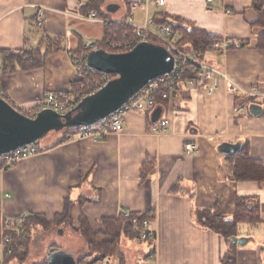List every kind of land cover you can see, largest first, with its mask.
Returning <instances> with one entry per match:
<instances>
[{"label": "crops", "instance_id": "obj_1", "mask_svg": "<svg viewBox=\"0 0 264 264\" xmlns=\"http://www.w3.org/2000/svg\"><path fill=\"white\" fill-rule=\"evenodd\" d=\"M253 2L165 0L163 6L132 12L137 22L148 11L238 43L223 53L208 52L205 58L243 87L260 85L262 95L251 102L243 95L228 94L223 84L207 95L203 87L179 83L170 99L158 98L150 112H129L121 134L108 135L100 142L78 136L63 142L57 136L45 137L40 153L0 173V217L37 215L51 221L68 205L69 231L67 227L45 231L41 224L32 226L28 240H14V253L3 264H42L53 253L47 252L57 246L67 251L69 237L75 244L81 242L76 230L82 217L100 230L104 218H118L122 209L149 214L157 236L155 264H225L229 252L235 255V264H264V186L252 180L237 181L232 172L233 156L240 153L264 164V46L258 45L259 31L251 25L258 18ZM38 5L46 7L42 27L36 26ZM79 11V0H0V50L58 49L48 54L42 67L11 71L4 69L0 52V88L8 101L25 110L35 107L48 91L73 92L79 79L70 52H79L86 40H104L106 28L101 22L77 18ZM103 11L102 17L110 20L127 18L131 12L128 0H106ZM253 103L260 106L259 115L240 116L233 111L239 104L250 107ZM162 119L170 120L166 132L151 133L152 125ZM187 142H196L199 152L187 155ZM224 143L240 148L226 155L219 151ZM240 198L259 204L261 222L241 223L238 237L250 241L231 248L221 234L200 225L196 214L216 209L232 219ZM121 244L118 257L124 261L105 258L94 264L144 262L146 244L130 238ZM75 251L67 252L75 257Z\"/></svg>", "mask_w": 264, "mask_h": 264}, {"label": "built area", "instance_id": "obj_2", "mask_svg": "<svg viewBox=\"0 0 264 264\" xmlns=\"http://www.w3.org/2000/svg\"><path fill=\"white\" fill-rule=\"evenodd\" d=\"M89 0H79V7L82 8ZM213 1V0H210ZM165 0H132L131 12L139 9H147L150 5L163 6ZM46 7L38 5L36 9V26L42 27L45 23ZM226 12L231 13L227 9ZM77 18L91 21L101 22L105 26L113 23H121L133 29V33H123L121 36H114L104 40L107 45H112L113 48H119L121 51H129L136 47L141 42H150L165 46L175 58L174 69L162 76L151 80L133 97H131L118 110L101 120L96 125L82 127L78 136L79 139L90 138L95 142H100L111 134H121L124 130L125 117L129 112H150L156 105L157 99H170L171 95L176 92L179 83H185L188 87L199 88L203 87L207 95L220 90L221 84L228 94L243 95L251 102L260 98L262 92L260 85H254L250 88L243 87L230 77L226 72L221 71L212 62L202 58L198 52H187L179 48L176 42L174 25L172 22L164 24H156V21L150 13L145 12L143 21L137 22L133 15L127 18L110 20L99 16L98 12L92 11L88 14L78 12ZM232 46H239L238 43L232 44L226 40L216 42L210 45L212 50H217L221 53ZM94 49H102L96 41L87 40L84 42L83 48L79 52H70L74 71L77 74L79 81H83L86 76H100L104 82L96 88L82 92V89L76 95L66 94L62 92L48 91L39 102L38 110L33 116L43 109L54 110L61 115H65L69 110L76 107L84 98L93 95L100 91L110 80L111 75L100 72L91 68L88 63V55ZM97 84V83H96ZM264 87V84H263ZM0 96L5 98V94L0 88ZM7 100V97L5 98ZM22 110L17 105H14ZM236 115H249L248 105H237L234 107ZM170 124L169 119H162L152 125L151 133L161 134L166 132ZM70 138V137H69ZM185 153L194 155L199 152V145L196 142H187L185 144ZM40 141L21 146L13 151L0 155V173L8 170L20 161L33 157L40 153ZM120 215L128 218L130 223L138 232V241L143 242L147 246L144 262L141 264H155L157 258V236L155 230L150 224V219H142L132 217V213L128 209H122ZM27 215L18 217H0V243L3 246V253L0 255V264L4 263L6 256H11L14 253V240L26 241L30 238V229L27 226ZM52 253L46 256L43 264H49V258Z\"/></svg>", "mask_w": 264, "mask_h": 264}, {"label": "trees", "instance_id": "obj_3", "mask_svg": "<svg viewBox=\"0 0 264 264\" xmlns=\"http://www.w3.org/2000/svg\"><path fill=\"white\" fill-rule=\"evenodd\" d=\"M106 0H89L83 7L82 13L88 14L92 11L98 12L99 16H103V7ZM131 0H128V6L130 9ZM253 8L257 11L258 18L252 22L251 25L254 30L258 32L259 46H264V0H254ZM155 21L159 24L166 22H172L174 25V31L176 35H181L178 41L180 49L187 52H198L202 58H205L206 54L211 51L210 45L216 42L222 41L216 38L214 35L209 34L203 29H198L195 26L186 23L181 19H171L165 15L155 14ZM133 33V29L127 25L121 23H113L105 28V40L114 36H121L123 33ZM84 45V43H83ZM82 45V46H83ZM103 49V48H102ZM53 49L51 51L42 52L40 48L34 50H27L23 52H12L0 50L4 56V69L6 71L14 70L19 67L21 70H28L32 68L42 67L48 54L57 51ZM112 77H115L112 75ZM77 84V83H76ZM7 96H5L6 98ZM8 100V99H7ZM10 102V101H9ZM11 103V102H10ZM13 104V103H12ZM14 105V104H13ZM23 112V111H22ZM79 128H64L60 130L61 137L58 142L67 140L70 136H76L80 133ZM236 162L233 165L232 172L233 178L239 180H252L258 182L264 186V164L258 161L250 159L245 154L234 155ZM252 198H240L237 203V209L232 219H227L219 213L216 209H204L197 212V221L203 227L210 229L214 232L221 234L228 245L231 248L237 247L236 243H232L231 239L238 237V228L241 223H249L251 225H257L260 220V207L259 204L254 202ZM132 217H138L142 219H150L149 214H137L132 213ZM63 219L60 223L66 222L70 224L68 205L63 214L58 215L54 220L47 221L46 219H40L39 216H30L27 219V226L31 229L32 226L42 225L43 227H51L59 223L58 220ZM86 241L92 251L99 254V258L91 259L86 264H94L97 261L104 259L108 255L120 254V245L122 239H138V232L135 227L130 223L128 218L120 215L118 218H104L103 228L100 230H94L84 217L81 218V226L76 230ZM230 248V249H231ZM60 250L59 248L53 252ZM223 262L225 264H235V255L229 252ZM77 264H81V259L77 261Z\"/></svg>", "mask_w": 264, "mask_h": 264}, {"label": "water", "instance_id": "obj_4", "mask_svg": "<svg viewBox=\"0 0 264 264\" xmlns=\"http://www.w3.org/2000/svg\"><path fill=\"white\" fill-rule=\"evenodd\" d=\"M87 60L91 68L115 77L65 115L43 109L35 116H28L0 96V155L41 141L51 132L58 133L67 127L96 125L123 106L151 80L171 72L175 66V58L165 46L150 42H141L124 52L94 49ZM260 110V106L254 103L249 107L250 114L254 116L259 115ZM238 146L224 143L219 151L232 155L240 148ZM249 241V237L231 239L232 243L241 247ZM49 264H77V261L72 252L57 250L51 254Z\"/></svg>", "mask_w": 264, "mask_h": 264}, {"label": "rangeland", "instance_id": "obj_5", "mask_svg": "<svg viewBox=\"0 0 264 264\" xmlns=\"http://www.w3.org/2000/svg\"><path fill=\"white\" fill-rule=\"evenodd\" d=\"M38 7V6H37ZM139 10H142V9H139ZM150 11H151V9H150ZM132 14V12H130L129 14H128V16L129 15H131ZM133 15V14H132ZM127 16V17H128ZM144 16H145V14H144ZM151 16H153L154 17V19H155V15H151ZM134 17V16H133ZM135 18V17H134ZM135 21H136V19H135ZM157 24V23H156ZM158 25V24H157ZM181 38V35L179 34L178 36H176V42H177V44H178V41H179V39ZM105 40V39H104ZM104 40H93V41H96L97 42V44L101 47V48H103V49H105V50H107V51H109V52H124L123 50L121 51L119 48H113L112 47V45H107L108 43L107 42H105ZM87 41V40H86ZM83 47V46H82ZM228 50V49H227ZM212 51H214V50H212L211 49V51L210 52H212ZM215 51H217V50H215ZM219 52V51H218ZM221 53V52H220ZM109 77H111V79L112 78H114V77H112V75L111 76H109ZM104 82V79L102 78V77H100V76H96V75H94V76H86L85 77V79L83 80V81H79L76 85H75V89L73 88V92H70V93H66V94H72V95H77L78 94V92L82 89V92H86V91H88V90H91V89H94V88H96V86L98 85H100L101 83H103ZM97 83V84H96ZM5 95H6V93H4ZM7 96V95H6ZM38 107H39V103H37V105L35 106V107H32V108H26L25 110L24 109H22L21 111H23V113L24 114H26V115H28V116H33V114H35L36 113V111L38 110ZM61 133L60 132H58V133H56V132H51L48 136L50 137V136H57V137H61V135H60ZM47 136V137H48ZM56 137V138H57ZM59 138H57V140L59 139ZM68 140V139H67ZM66 141V140H65ZM63 219L61 218L60 220H58L59 221V223H57V224H55L54 226H51V227H48V228H45V229H43V230H45V231H49V230H52V229H55L56 227H58V228H60V227H67V226H69L68 224H64V225H62L60 222L62 221ZM69 228L67 227L66 228V231H69L68 230ZM38 229H34V232H36ZM66 231H63V235L65 234H68V233H66ZM72 231H73V229H72ZM74 232V231H73ZM76 232V231H75ZM79 236H80V240H81V242L79 243V241H78V243H73V242H75V239L73 238V237H69L68 238V240H70V242H68L67 243V251H70V249L72 248L73 250H76L75 252L76 253H74L75 254V258H76V261H78L79 259H81V264H86V263H88L91 259H94V258H96L97 256H99V254H96V252H94V251H92L91 250V248L88 246V244H87V241L78 233V232H76ZM70 234V233H69ZM78 236V237H79ZM86 241V244H84L83 242H85ZM82 245V246H81ZM85 245V246H84ZM138 245H140L139 243H138ZM120 247H122V244L120 245ZM58 248H64V246H62V247H60V246H57L55 249H52V250H50V251H48L47 252V254L49 253V252H53L54 250H56V249H58ZM70 248V249H69ZM143 248V247H142ZM145 250V249H144ZM122 252V251H121ZM120 252V253H121ZM46 254V255H47ZM119 256V253L118 254H114V255H108V256H106L105 258H109V259H113V258H118V261H119V259L120 260H122V261H124V259H122V257H118ZM97 258H99V257H97ZM104 258V259H105ZM114 260V259H113ZM42 264H43V262H41Z\"/></svg>", "mask_w": 264, "mask_h": 264}]
</instances>
